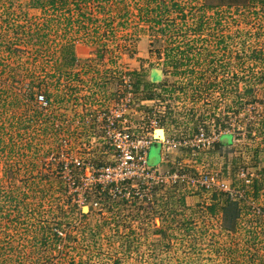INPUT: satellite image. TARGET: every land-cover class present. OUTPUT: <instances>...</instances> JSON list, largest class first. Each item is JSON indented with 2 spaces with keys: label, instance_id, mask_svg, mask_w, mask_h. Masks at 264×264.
<instances>
[{
  "label": "rangeland",
  "instance_id": "rangeland-1",
  "mask_svg": "<svg viewBox=\"0 0 264 264\" xmlns=\"http://www.w3.org/2000/svg\"><path fill=\"white\" fill-rule=\"evenodd\" d=\"M29 1L0 0V93L9 91L0 98V264L264 261V3L89 0L80 3L81 21L78 0H66L58 12ZM37 29L47 38L37 40ZM63 44L78 46L72 68L59 64ZM133 73L155 82L134 95L131 127L164 111L169 136L202 129L215 137L194 155L195 171L227 192L203 199L184 187L153 186L145 204L99 195L83 178L89 173L74 169V159L98 167L114 162L112 152L102 153L99 128L84 117L122 98L126 76L131 85L137 79ZM27 85L46 106L26 100ZM32 111L38 115L26 125ZM160 156L152 143L147 165L160 167ZM169 158L191 161L183 150ZM256 183H262L257 194ZM167 190L171 197H159ZM227 195L245 199L235 232L227 231L221 210L204 214L210 198Z\"/></svg>",
  "mask_w": 264,
  "mask_h": 264
},
{
  "label": "built area",
  "instance_id": "built-area-1",
  "mask_svg": "<svg viewBox=\"0 0 264 264\" xmlns=\"http://www.w3.org/2000/svg\"><path fill=\"white\" fill-rule=\"evenodd\" d=\"M125 78V77H123ZM124 79L126 93L122 98L115 99V103L109 107L96 109L93 115H86L84 121L96 124L99 128L102 140V153L112 152L115 155L114 162L101 166H95L90 162L85 163L80 159H74V169L80 172H88L89 175L83 177L85 182L97 189V193H106L112 198L116 194H122L125 199H145L152 201L153 186L162 188H172L179 186L186 188L187 194L200 195L203 199L207 198L211 192L224 191L219 189L223 183L216 187V181L207 176H201L195 171L196 156L200 152L210 149L216 142L215 137L209 136L204 130L197 129L188 135L174 136L163 133V139L155 137V130L162 129V119L165 118L164 111H158L153 117L144 120L141 116L139 123L131 127L132 117L135 112V97L129 77ZM39 105L46 106V99L40 95L37 98ZM86 123V124H87ZM162 127V128H161ZM160 145V167H149L147 165V151L152 143ZM185 151L191 161L188 163L178 161L176 164L170 160V156L176 151ZM169 160V161H168ZM165 163L172 165V169L162 170ZM162 166V167H161ZM169 167V166H168ZM64 170L71 174L68 166ZM217 178V175H215ZM218 179V178H217ZM68 180L73 184L72 177ZM223 182V181H220ZM81 184V183H80ZM221 191V192H222ZM227 192V191H224ZM152 197V198H151ZM95 202L93 205L97 206Z\"/></svg>",
  "mask_w": 264,
  "mask_h": 264
},
{
  "label": "trees",
  "instance_id": "trees-1",
  "mask_svg": "<svg viewBox=\"0 0 264 264\" xmlns=\"http://www.w3.org/2000/svg\"><path fill=\"white\" fill-rule=\"evenodd\" d=\"M89 0H78V1H76V2H74V7H75V10L77 9V11H81L80 13H77V18H80V20L82 21V20H84V19H86V15H85V13L82 11V5L83 6H86L85 4L88 2ZM94 1H104V2H106L107 4H108V0H94ZM247 1V0H246ZM250 3L251 2H254L255 0H248ZM257 1H259L261 4H263L264 3V0H257ZM65 3H66V0H30L29 1V4H30V6H32V7H39V8H43V7H45L46 5L48 6V8H51L53 11H55V12H58V11H60L61 9H63V8H65L64 6H65ZM80 3H83L82 5L80 4ZM210 7V6H209ZM98 8H100V7H98ZM102 8V7H101ZM160 10V12L159 13H162V9H161V7H156L155 8V10ZM67 13L69 14L70 13V11H68L67 10ZM70 16V15H69ZM70 18H71V16L70 17H67L66 18V20H67V24H69V25H71V23H70ZM88 18H91V17H88ZM95 19H98V18H95ZM88 20H90V19H88ZM99 21H101V20H99ZM102 21L104 22V24H105V22H107L106 20H104V18L102 19ZM79 23V22H78ZM77 23V24H78ZM155 24H158V22H155ZM200 26H202L201 24H200ZM35 32V37L37 38V40H43V39H45V38H47V36L46 35H40V32H39V29H37L36 31H34ZM14 35H16V34H14ZM6 48V47H5ZM9 48V47H8ZM11 49V48H10ZM60 66L61 67H63V68H72V66H74V63H75V60H76V57H75V55H74V45L73 44H63V45H60ZM166 55H167V57H166V59H165V62L167 61V60H169L170 59V56H171V53L170 54H168V53H166ZM169 58V59H168ZM171 61V60H170ZM155 71L156 70H153L152 72H153V74H155V75H157L156 73H155ZM130 74V73H129ZM136 75L137 76V79L135 80V82H133V84L131 85L132 86V89H133V93L136 95V92H138L139 90H144V89H146V91H147V89H150V87L152 86V84H153V82H154V78L153 77H151V81H148L147 79H145V75H142V74H139V73H133L132 75ZM132 78V77H131ZM158 78V77H157ZM104 85H106V84H104ZM153 87H151V89H152ZM33 86L32 85H27V101L29 102V103H32V101L34 102V104H36V102H37V95H36V91H33ZM9 90V89H8ZM248 90L249 91H252V89H247L246 91L248 92ZM25 93H26V91H25ZM9 94V91H2L1 93H0V98L2 97H6V95H8ZM23 100H25V96L23 95ZM47 100V99H46ZM36 101V102H35ZM4 102V101H3ZM4 103H2V105H3ZM37 116L38 114H37V112H33L32 111V113H31V115L32 116H27L26 117V119L28 120V123H26V125L27 124H32L33 122H34V118H36L35 117V115ZM19 126H20V117H19ZM25 125V124H24ZM164 125V124H163ZM1 127H3V124L2 125H0V128ZM227 135H229V134H227ZM224 136V135H223ZM222 137V136H221ZM217 145H221V143H217ZM262 188V183H261V185H259L258 186V183H256V185H255V191L254 192H256V194H257V192L260 190ZM97 190V189H96ZM95 190V192H97ZM236 190V189H235ZM168 191V190H167ZM166 191V193H160V195H159V197H163L164 195H165V197H163V198H166V196L168 197L169 195H171V192H167ZM214 194H215V192H214ZM183 196H181V202L184 204V202L182 201V199H183V197L185 196L184 194H182ZM189 195V194H188ZM198 196H200V195H198ZM224 196V195H223ZM244 195H242V197L238 200V201H234L233 199L231 200V197L230 196H225L226 198L224 199L223 197H221L220 199H219V201L217 200V201H215L214 203H212V200H213V198H214V200L216 199V197H213V198H210V200H211V203H209V205L205 208V211H204V214H207L208 212H210L211 214L212 213H214V212H216V211H219V210H221L222 212H223V218H222V220L224 221V219L225 218H227V223L230 225V227L232 228V230H230V229H227V231H231V232H235L236 231V227H237V225H238V223H237V219L239 218V216H240V212L242 211V208H239V203L241 202V203H243L244 201H245V199H243L244 197H243ZM169 197H171V196H169ZM201 197V196H200ZM212 197V196H211ZM202 198V197H201ZM173 199V198H172ZM173 201V200H172ZM88 208H89V211H88V213L86 214V215H84L81 211H80V216L81 217H84V216H87L88 214H89V212H90V206H88ZM263 224H264V219H263V222H262ZM227 228V227H226ZM226 230V229H225ZM264 258V257H263ZM260 264H264V261L262 260V262L260 263Z\"/></svg>",
  "mask_w": 264,
  "mask_h": 264
},
{
  "label": "crops",
  "instance_id": "crops-1",
  "mask_svg": "<svg viewBox=\"0 0 264 264\" xmlns=\"http://www.w3.org/2000/svg\"><path fill=\"white\" fill-rule=\"evenodd\" d=\"M77 47H78V46H75V47H74V55H75V57L79 58V54H78L79 51H78V48H77ZM141 56H142V55H141ZM141 68H142V67H141ZM157 70H158V69H157ZM159 75H160V74H159ZM154 82H155V81H154ZM92 108H93V110H96L95 107H92ZM80 112H81V111H80ZM164 125H165V124H164ZM164 125L162 126L163 128H162V127H161V128H162V130H163V133L165 134L166 129H165V126H164ZM158 136H159V135H158ZM227 136H230V135H227ZM230 137H231V136H230ZM220 138H221V137H220ZM219 142H220V139H219Z\"/></svg>",
  "mask_w": 264,
  "mask_h": 264
},
{
  "label": "water",
  "instance_id": "water-1",
  "mask_svg": "<svg viewBox=\"0 0 264 264\" xmlns=\"http://www.w3.org/2000/svg\"><path fill=\"white\" fill-rule=\"evenodd\" d=\"M155 73L159 76V71H155ZM157 133H161V135L158 137L159 139H163V130L162 129H158V130H155L154 134H157ZM84 210H88L87 207H83L82 211L84 212Z\"/></svg>",
  "mask_w": 264,
  "mask_h": 264
},
{
  "label": "bare ground",
  "instance_id": "bare-ground-1",
  "mask_svg": "<svg viewBox=\"0 0 264 264\" xmlns=\"http://www.w3.org/2000/svg\"><path fill=\"white\" fill-rule=\"evenodd\" d=\"M158 134H159V133H158ZM155 135H157V134H155ZM160 135H161V133L159 134V136H160ZM157 136H158V135H157ZM159 136H158V137H159Z\"/></svg>",
  "mask_w": 264,
  "mask_h": 264
}]
</instances>
